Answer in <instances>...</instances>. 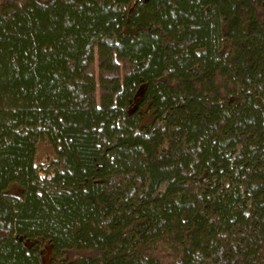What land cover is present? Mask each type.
<instances>
[{
    "label": "trees",
    "instance_id": "obj_1",
    "mask_svg": "<svg viewBox=\"0 0 264 264\" xmlns=\"http://www.w3.org/2000/svg\"><path fill=\"white\" fill-rule=\"evenodd\" d=\"M0 264H264V0H0Z\"/></svg>",
    "mask_w": 264,
    "mask_h": 264
},
{
    "label": "rangeland",
    "instance_id": "obj_2",
    "mask_svg": "<svg viewBox=\"0 0 264 264\" xmlns=\"http://www.w3.org/2000/svg\"><path fill=\"white\" fill-rule=\"evenodd\" d=\"M143 88H140V90L137 92L138 98L141 97ZM38 155L36 158L37 164L41 169H46L47 166H49L55 158V152L52 147L47 143H41L38 146ZM22 194V189L18 185L12 186V188L8 191V195L13 196H20ZM52 253L50 251L46 252V255L44 257L45 263H49L51 259Z\"/></svg>",
    "mask_w": 264,
    "mask_h": 264
}]
</instances>
